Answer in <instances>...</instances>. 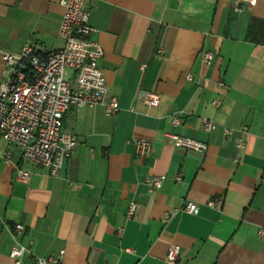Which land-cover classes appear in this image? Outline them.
Segmentation results:
<instances>
[{
	"label": "crops",
	"instance_id": "obj_1",
	"mask_svg": "<svg viewBox=\"0 0 264 264\" xmlns=\"http://www.w3.org/2000/svg\"><path fill=\"white\" fill-rule=\"evenodd\" d=\"M88 7L107 95L119 110L109 116L97 104L64 113L62 128L77 143L56 175L0 139V264H14L15 223L25 226L23 264H34L32 256L166 264L170 245L179 246L174 264H264V45L245 37L252 18L264 20V0H93ZM62 13L59 0H0V84L9 68L3 53L62 47ZM204 52L213 55L209 64ZM139 91L159 94V105H144ZM201 118L216 127L201 130ZM171 133L205 142V152L173 145ZM137 140L151 144L147 156L136 153ZM154 175L165 179L150 191L144 179ZM188 200L196 213L165 218Z\"/></svg>",
	"mask_w": 264,
	"mask_h": 264
},
{
	"label": "built area",
	"instance_id": "obj_2",
	"mask_svg": "<svg viewBox=\"0 0 264 264\" xmlns=\"http://www.w3.org/2000/svg\"><path fill=\"white\" fill-rule=\"evenodd\" d=\"M93 0H59L63 8L58 33L63 41L62 47L56 50L42 52L32 44L22 46L17 54L3 53L1 58L8 64L7 79L0 84V139L17 148L21 157L42 166L51 175H56L64 161L70 156L77 143L76 137L62 128L64 113L70 108L79 106L102 105L106 115H114L118 110V101L114 96L107 95V87L99 60L102 48L91 36L94 29L89 24L88 4ZM238 3L255 5L257 0H237ZM161 51V50H159ZM203 61L207 64L213 59L210 52H204ZM72 72V79L67 72ZM186 79H190L187 75ZM222 87L223 83L218 82ZM137 100L148 107L159 105V94L150 91H139ZM214 106L220 104L214 100ZM174 125L179 119L173 117ZM216 127L214 121L201 118L199 128L210 132ZM226 134L231 131L225 129ZM166 139L173 145L192 149L200 153L206 150V143L183 137L174 133ZM238 142L237 147H242ZM138 156H147L151 144L146 140L135 142ZM11 151L3 153V159L8 162ZM20 180H27L28 173L17 170ZM165 177L163 175L147 176L144 183L150 191L159 189ZM180 180V176H175ZM216 199L206 204L213 206ZM135 203L130 202L127 217L135 210ZM198 204L186 201L182 206L174 208L166 214L170 218L177 212L194 214ZM13 239L9 257L14 264H23L22 257L29 252L28 246L21 242L25 232L22 223H15L9 228ZM264 234V230L260 231ZM179 255V246L170 245L164 261L174 264ZM34 264H60L59 257L32 256Z\"/></svg>",
	"mask_w": 264,
	"mask_h": 264
},
{
	"label": "trees",
	"instance_id": "obj_3",
	"mask_svg": "<svg viewBox=\"0 0 264 264\" xmlns=\"http://www.w3.org/2000/svg\"><path fill=\"white\" fill-rule=\"evenodd\" d=\"M245 37L254 43L264 45V20L252 18L246 28Z\"/></svg>",
	"mask_w": 264,
	"mask_h": 264
}]
</instances>
